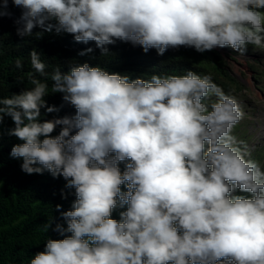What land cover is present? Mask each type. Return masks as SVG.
<instances>
[{
  "label": "clouds",
  "instance_id": "9594fccd",
  "mask_svg": "<svg viewBox=\"0 0 264 264\" xmlns=\"http://www.w3.org/2000/svg\"><path fill=\"white\" fill-rule=\"evenodd\" d=\"M12 7L19 37L95 43L80 56L108 57L117 41L159 56L264 51V0H2L0 17ZM29 63L31 86L0 98V124L10 118L20 141L10 156L26 174L63 177L75 196L56 205L63 238L29 264H264V163L235 133L248 114L211 73L133 78L90 62L49 72L36 48ZM65 105L74 113L47 118Z\"/></svg>",
  "mask_w": 264,
  "mask_h": 264
},
{
  "label": "trees",
  "instance_id": "16d2710c",
  "mask_svg": "<svg viewBox=\"0 0 264 264\" xmlns=\"http://www.w3.org/2000/svg\"><path fill=\"white\" fill-rule=\"evenodd\" d=\"M11 11L14 13L12 18L0 17V98L31 86L28 82V74L32 71L29 54L33 48L42 53V59L49 65V72L56 67L69 71L73 64L84 62H90L93 66L101 64L111 72L127 73L133 78L142 75L147 78L154 72L184 74L191 69L201 75L211 73L217 84L225 86L210 70L211 62L206 61L207 54L216 55L214 50L201 54L184 47L169 48L164 56H159L155 49L146 54L139 46L117 41L109 45L112 55L108 57L102 58L99 49L80 56L82 49L95 48V43H77L72 35L66 33L45 34L38 40L21 38L14 23L21 10L12 7ZM18 58L24 60L22 70L15 66ZM222 74L232 80L229 71L224 70ZM46 99L49 105L60 106L63 103L62 94L59 93L49 94ZM74 111V108L65 105L59 113H52L47 118L72 114ZM12 127L14 124L10 118L0 124V264H29L35 253L44 250L47 239L63 238L53 230L55 222H60L56 205L60 204L63 210H68L75 196L74 190L65 189L63 177L54 178L47 171L29 175L21 170L22 162L10 156L12 146L20 143L16 137L8 135ZM59 131L57 128L53 135ZM62 192L69 193L67 199L63 198ZM113 215L118 218V213ZM52 218H55L54 222L48 229Z\"/></svg>",
  "mask_w": 264,
  "mask_h": 264
},
{
  "label": "rangeland",
  "instance_id": "374dc122",
  "mask_svg": "<svg viewBox=\"0 0 264 264\" xmlns=\"http://www.w3.org/2000/svg\"><path fill=\"white\" fill-rule=\"evenodd\" d=\"M207 54L210 70L225 83L220 85L226 93L240 101L248 118L237 126L235 133L255 144L254 156L264 163V51L249 46L248 52L240 56L230 48L214 50ZM229 71L230 81L222 73Z\"/></svg>",
  "mask_w": 264,
  "mask_h": 264
}]
</instances>
